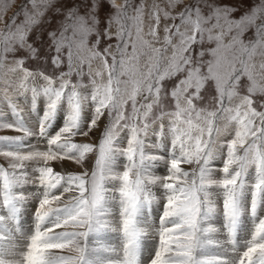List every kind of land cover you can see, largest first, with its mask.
Wrapping results in <instances>:
<instances>
[{
    "label": "snow or ice",
    "instance_id": "1",
    "mask_svg": "<svg viewBox=\"0 0 264 264\" xmlns=\"http://www.w3.org/2000/svg\"><path fill=\"white\" fill-rule=\"evenodd\" d=\"M51 4L0 29V69L30 93L27 114L0 96L14 118L0 108V130L20 133L0 135V264H264V0L239 18L218 0H82L46 33L49 75L25 60L41 57L29 34ZM63 161L83 171L52 167Z\"/></svg>",
    "mask_w": 264,
    "mask_h": 264
},
{
    "label": "rangeland",
    "instance_id": "2",
    "mask_svg": "<svg viewBox=\"0 0 264 264\" xmlns=\"http://www.w3.org/2000/svg\"><path fill=\"white\" fill-rule=\"evenodd\" d=\"M116 2L119 4L122 2V0H116ZM140 2H141V0H133L134 5H137ZM151 2H152V0H147V3L150 4ZM159 2L161 3V7H164L167 3V0H159ZM186 2H191V0H186ZM218 2H220L222 4H228V5L236 7L238 9V11L236 13H234L233 15L236 18H239V16L243 15L251 7L260 3V0H218ZM37 3H38V5H40V0H37ZM81 3H82V0H52L51 7H49L48 10L44 12V15L40 18V23L37 24L35 26V28L33 29V31L29 34V43H33L35 47L42 48L41 57L39 60L26 59L25 60V67H27L31 71L42 70V71H45L46 74H49V75L53 74L54 66L51 64L50 58L55 53H54V51L50 50L48 47V37H47L46 33L51 32V31H55L57 28H59L60 24L64 21V16H65L67 9L70 7H75L77 4H81ZM31 7H32L31 0H0V17H2V18H0V29H4L5 24H11V18L14 16V14H15V19H16L17 23H19L23 19L24 10L25 9L30 10ZM40 7L43 8V5H40ZM111 11H113V10L110 7H106L104 9L103 14H107ZM82 13H83V8H81V14ZM129 23H131V22L129 21ZM114 30L115 29L113 28V31ZM253 33H254V29H249L248 33L245 34L246 38L250 37ZM110 43L115 44L116 43L115 38H113V40L110 41ZM197 51H199V49H197ZM23 56H26V53L23 50L15 53V57H17V58L23 57ZM7 59L10 62L13 59V54H8ZM60 70L67 71L66 65L62 66V68ZM60 70H55V75H58ZM1 72H2V74H1ZM17 76H18V74L14 75L13 73L9 72L7 67H5L4 69H0V80H1L0 96H3V94H4L3 89L7 88L8 94L12 97L14 102L17 103V105H19L18 108L24 109L25 114H27L28 113V106L30 105V103H28V102H30V93L28 94L27 99H25V97L20 96L18 94V91H16V86L18 84V79H16ZM7 79H8L9 83H5V81H7ZM75 79H76V77H73V81H75ZM85 83H87V77H85ZM247 83L248 82H247L246 78H244L243 85L240 89L241 94H246ZM8 85H10V86H8ZM13 88H15V90ZM213 95H214V91L209 95V98H207L204 102H202L201 106H204V105H207L209 107L214 106V101L211 100V98H210ZM256 98L264 100V97H259V95ZM43 107H44V101L41 98L38 102L37 111L42 113ZM0 108H2V110L4 111V113L6 115V119L9 122L12 119H14L11 116V112H10L6 102L0 103ZM262 110H264V109H262ZM32 115L34 117L35 114H32ZM105 121L106 120H103L101 123V130L103 128L104 123L107 122V121L106 122ZM61 124H62V121H58L56 127L60 126ZM19 134L20 133H17V132L12 131V130H0V135L14 136V135H19ZM93 134H90V137L94 140V143H96L97 138L99 136V131H96ZM77 138H82V137H77ZM82 139H84V141L89 140L88 137H84ZM92 139H90V140H92ZM26 143L35 145V144H37V139L35 137H33L29 141H26L25 144ZM40 147L41 148L44 147L42 142L40 143ZM121 161H123V160H121ZM56 163L59 164L60 167L62 165H65L63 162H56ZM0 164H3L5 167H7V161L4 160L2 157H0ZM218 165L221 166L220 161L219 160L214 161V166L220 167ZM90 166L88 165V168ZM188 167L190 168L192 166H188ZM158 168L156 171L157 173L160 174V172L162 170L164 171V169L162 167H160L159 169ZM163 171L161 172V174L163 173ZM33 184L38 185L36 183H30V184H27L25 186H27V187L30 185L33 186ZM29 190H30L29 192H31V191L34 192L32 189H29ZM30 204H31L30 209L32 212V216L34 217V206H35L36 202L32 201ZM218 204H219V202H218ZM216 216H219L221 218V221H222L223 217H222V215L219 214V210H218V213ZM59 230L60 229H57V231H59ZM104 234L105 233H103L101 235L102 237L105 238L104 240H110L108 237L106 238L105 236H103ZM100 237H99V239H100ZM91 239L92 238H90V240ZM101 240H103V238H101ZM106 243H107V241H106ZM63 254H70V253L64 252Z\"/></svg>",
    "mask_w": 264,
    "mask_h": 264
},
{
    "label": "bare ground",
    "instance_id": "3",
    "mask_svg": "<svg viewBox=\"0 0 264 264\" xmlns=\"http://www.w3.org/2000/svg\"><path fill=\"white\" fill-rule=\"evenodd\" d=\"M1 74H2V72H1ZM4 75V74H3ZM15 75V74H14ZM3 77V76H2ZM16 79H18V76L16 77ZM7 81H8V79H7ZM0 83H1V80H0ZM41 83H42V81H41ZM3 85V84H2ZM9 86V85H8ZM14 90H15V88H13ZM17 91V90H16ZM26 99V98H25ZM43 99V98H42ZM28 103H30V102H28ZM19 106V105H18ZM38 106V105H37ZM106 122V121H105ZM104 123V122H103ZM94 135V134H93ZM95 136V135H94ZM82 138H84V137H82ZM82 138H77L76 140L77 141H83V142H92V143H94V140L92 139V140H88V141H84V139H82ZM26 142V141H25ZM27 144V143H26ZM121 160H123V158L121 157L120 158ZM63 163L65 164V165H62L61 167H60V165L59 164H57L56 162H52V167L55 169V170H57V171H61L62 169H67V170H69V171H74V172H80V171H82L83 169L81 168V167H79L78 165H75L74 163H72L71 161H63ZM88 165L90 166V164L89 163H86L85 164V167H87L88 168ZM218 166H220V165H218ZM186 167H188V166H186ZM90 168V167H89ZM160 168V167H159ZM158 168V169H159ZM189 168V167H188ZM155 171H157V169H155ZM163 171V170H162ZM161 171V172H162ZM160 172V171H159ZM161 172H160V174H161ZM164 172V171H163ZM159 174V173H158ZM25 189H27L28 191H30L29 189H32L34 192L35 191H38L39 190V186L38 185H34L33 184V186H25ZM32 192V191H31ZM31 204H29L28 206H27V211L22 215V217H21V228H22V230H24V231H27L28 229H30L32 226H33V223H34V217L32 216V212H31ZM116 214H117V212H116V209L115 208H113V212H112V216H110L109 217V219H112L113 220V222H115V220H114V218H115V216H116ZM157 215H159V212L157 211L156 213H154L153 214V216L151 217V219L153 220V221H155L156 220V216ZM222 222H223V219H222V221H221V218L219 217V216H215L214 218H213V223L215 224V226L217 227V228H219L220 226H221V224H222ZM103 236H105L106 238L108 237L110 240H104L105 238L104 237H100V240H101V238H103V240H101L103 243H105V244H107V245H110V246H115V247H118L119 246V244H120V237H119V234L118 233H115V232H105V234L103 235ZM91 238V237H90ZM219 238L220 239H223L224 237H223V234L221 233L220 235H219ZM106 241H107V243H106ZM241 242H243V241H241Z\"/></svg>",
    "mask_w": 264,
    "mask_h": 264
}]
</instances>
